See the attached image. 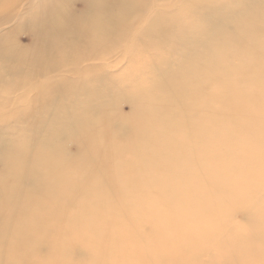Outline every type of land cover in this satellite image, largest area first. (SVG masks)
Here are the masks:
<instances>
[{
	"label": "bare ground",
	"instance_id": "6f19581e",
	"mask_svg": "<svg viewBox=\"0 0 264 264\" xmlns=\"http://www.w3.org/2000/svg\"><path fill=\"white\" fill-rule=\"evenodd\" d=\"M263 137L264 0H0V264H119L128 214L226 221L260 167L223 147Z\"/></svg>",
	"mask_w": 264,
	"mask_h": 264
},
{
	"label": "rangeland",
	"instance_id": "374dc122",
	"mask_svg": "<svg viewBox=\"0 0 264 264\" xmlns=\"http://www.w3.org/2000/svg\"><path fill=\"white\" fill-rule=\"evenodd\" d=\"M179 7H176V13L179 11ZM73 8L76 10L74 11L75 13H80L79 4H76ZM152 12L147 11L145 15H141L136 23H134V29H138L139 33L142 34V31L148 28L147 24L145 26L142 25L143 18H149L150 20L156 18L155 11ZM179 24L188 26L189 22L184 19ZM30 35L29 31L21 30L20 42L24 43ZM135 48L140 50L138 46H135ZM131 56L125 58V64H132L133 59H131ZM128 112V109L125 110V113ZM259 140L257 143L256 141H240L233 145H228V147H223V151L228 150V153L234 154L241 153L242 151L245 153L247 150V154L243 155L242 161L239 162L242 169L246 166L248 167L250 164H258L260 167L258 172H254L253 170L248 172V178L245 176L238 183H233L232 186L236 188L240 187L238 198L236 196L235 198L237 199L234 202L230 204L228 201V206L224 204L223 206H219L218 209V215H221V217L225 216L228 211V217L226 221L224 220L225 222L219 219L206 220V218H199V221L191 220L195 211L186 212L183 210L173 217L168 216L166 213L162 215H146L143 223L139 221L142 220L141 218L132 217L133 214H128L125 218L122 217L120 223H124L125 230H130L129 233L131 234L129 236L134 241L141 243L136 246V250H129V252L123 253L122 246L125 245L126 240L119 239L116 244L121 253L120 255L117 254L118 263L121 264L123 257L126 256L130 257L129 264H259V260L264 256V248H261L259 245L260 239L257 240L255 234L248 232L249 220L257 222L260 231L264 232V152H257L259 154L254 155L256 144L260 142L264 146V137ZM159 146L157 145L158 149L160 148ZM68 148L70 152L75 153L73 146H69ZM229 165L233 166L234 164L231 163ZM159 166L161 167V162H148L149 168ZM252 173L255 175L249 176ZM193 186L200 189L204 185L203 183L202 185L199 183ZM144 191L150 194L152 189ZM228 195L229 197L232 196L229 192ZM138 203L141 202L137 201L133 203L132 200H129L127 201V205L122 207V209L123 211L134 209L133 212H135V207L138 206ZM239 204L243 205L245 209L243 210ZM122 209H120V212ZM109 212H112V210ZM248 216L253 218L249 219ZM140 225L147 226L142 227V230L139 231ZM178 227L181 229V233H178ZM256 234L262 236L260 232ZM95 239H98V237H91L87 234L83 239L79 236L76 237V241L74 242L85 247L89 243H94ZM250 239L253 241L252 248ZM153 250H156V252L152 253ZM74 254V257L79 261L81 257L77 252ZM42 256L44 260H51L53 255L47 256L43 252Z\"/></svg>",
	"mask_w": 264,
	"mask_h": 264
}]
</instances>
